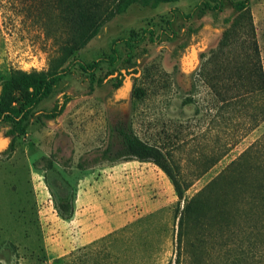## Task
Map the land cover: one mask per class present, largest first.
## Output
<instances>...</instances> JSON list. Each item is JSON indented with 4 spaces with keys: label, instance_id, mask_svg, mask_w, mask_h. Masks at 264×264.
Here are the masks:
<instances>
[{
    "label": "rangeland",
    "instance_id": "obj_1",
    "mask_svg": "<svg viewBox=\"0 0 264 264\" xmlns=\"http://www.w3.org/2000/svg\"><path fill=\"white\" fill-rule=\"evenodd\" d=\"M115 1L0 0V83L16 70L46 72L71 48L69 62L87 64L109 55L114 44L119 51L117 64L101 63L93 76L74 63L72 74L38 106L14 150L0 151V264L242 262V237L223 227L221 217L215 219L216 210H203L208 224L190 221L180 235L174 186L152 162L100 160L110 145L118 146L110 123L127 116L141 140L162 148L178 166L188 184L186 199L203 193V199L220 202L230 196L232 228L253 231L255 211L239 210L243 191L233 185L245 194L248 185L250 194L257 177L252 145L264 141V121L255 127L252 120L258 103L224 107L199 76L234 10L226 2L221 12L200 17L203 0L136 4L80 49L82 36L108 16ZM250 6L264 71V0H250ZM144 31L155 32V43L146 38L129 52L121 39L133 33L138 39ZM187 38L192 43L177 60L174 48ZM193 49L196 60L189 67ZM126 76L132 83L127 101L115 102ZM64 95L72 100L63 114L39 122L40 112H49ZM9 130L0 124L1 140H11ZM64 201L73 206L69 219L59 212ZM248 241L247 261L256 264L251 237Z\"/></svg>",
    "mask_w": 264,
    "mask_h": 264
},
{
    "label": "trees",
    "instance_id": "obj_2",
    "mask_svg": "<svg viewBox=\"0 0 264 264\" xmlns=\"http://www.w3.org/2000/svg\"><path fill=\"white\" fill-rule=\"evenodd\" d=\"M182 0H116L108 16L94 26L90 34L82 36L80 49L84 48L92 39L97 37L102 27L111 19L122 15L128 9L136 4L145 7H155L160 4H173ZM226 2L234 10L235 16L225 20V29L218 48L212 51L209 59L201 65L199 76L203 78L210 86L219 102L224 107H237L238 105H249L250 102H257V114L253 115L255 127L264 121V71L262 67L260 49L256 40V30L253 21L250 0H203V9L199 16L203 17L206 11L221 12ZM134 39V33L129 37L121 39L129 52L136 44L149 38L151 43H155V32H146ZM195 33V30H190ZM188 36L191 38V34ZM190 38L180 43L174 48V56L177 60L181 59L186 48L192 43ZM74 48L69 49L59 62L52 66L46 72H25L16 70L9 79L0 83V124H8L10 130L7 136L11 137L9 152L15 148L17 137L25 136L31 125L34 112L38 106L48 99L61 84L62 80L72 74L71 67L76 63L78 69L85 75L93 76L101 63H109L114 66L119 60V51L114 46L111 53L94 63H84L81 61H70L74 56ZM129 54V53H128ZM132 57L129 55L128 57ZM69 62V63H68ZM68 64V65H66ZM121 74V72H119ZM122 76V74H121ZM104 85V79L98 80V86ZM122 83L115 85L116 89L121 87ZM141 90L134 93L136 97L141 96ZM72 100V97L64 95L63 102L58 101L49 111H41L38 121L54 120L61 116ZM114 101H125L116 100ZM111 135L116 147L109 146L101 155L100 160L105 162H117L121 159L135 158L141 162H152L161 169L170 179L174 186L177 198L184 207L179 206L177 215L179 216V227L182 230L180 235L185 233V227L193 221L196 225H207L209 218L206 219L201 214L203 210L215 211V219L221 217L223 227L236 236H241L242 257L239 263L233 264H252L247 261V250L244 242L248 243L251 237L253 255L257 256L256 264H264V141H256L252 147L258 163L256 165L257 177L254 178L252 193L246 194L241 185L240 188L234 184V188L243 191L241 199L238 201V208H253L255 211V221L253 231L247 232V228H232L230 224L232 203L230 196H224L220 202L216 198L203 199V193L186 199L185 193L188 190V184L181 178V172L178 166L172 164L170 156L162 148L151 145L141 140L133 131L127 116L119 115L110 123ZM8 152V151H7ZM247 155V152L244 154ZM52 167V164L49 165ZM245 185V183H244ZM59 212L63 219L72 217L73 206L70 201H64L59 204ZM203 218V219H201ZM248 227V226H247ZM235 231H234V230ZM180 242L182 236L180 237Z\"/></svg>",
    "mask_w": 264,
    "mask_h": 264
},
{
    "label": "water",
    "instance_id": "obj_3",
    "mask_svg": "<svg viewBox=\"0 0 264 264\" xmlns=\"http://www.w3.org/2000/svg\"><path fill=\"white\" fill-rule=\"evenodd\" d=\"M195 60H196L195 50L193 49L191 56L186 58L187 65L189 67H193ZM126 77H127V79H126L124 88L121 89L119 91L118 95L115 96L116 100H126L127 101V94L131 88L132 83H131L130 77H128V76H126ZM10 143H11V140H9V139H3V140L0 139V151L8 149L10 147Z\"/></svg>",
    "mask_w": 264,
    "mask_h": 264
}]
</instances>
